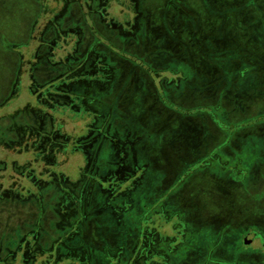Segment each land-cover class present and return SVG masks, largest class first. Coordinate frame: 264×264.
Returning a JSON list of instances; mask_svg holds the SVG:
<instances>
[{
	"label": "rangeland",
	"instance_id": "374dc122",
	"mask_svg": "<svg viewBox=\"0 0 264 264\" xmlns=\"http://www.w3.org/2000/svg\"><path fill=\"white\" fill-rule=\"evenodd\" d=\"M0 161V264H264V0H0Z\"/></svg>",
	"mask_w": 264,
	"mask_h": 264
},
{
	"label": "flooded vegetation",
	"instance_id": "af4514ba",
	"mask_svg": "<svg viewBox=\"0 0 264 264\" xmlns=\"http://www.w3.org/2000/svg\"><path fill=\"white\" fill-rule=\"evenodd\" d=\"M75 2V1H74ZM73 2V3H74ZM68 3H71V2H68ZM70 13H73L72 11L70 12ZM50 26V31L52 32V33H47V31H46V33L49 35V34H56L57 33V27L55 26V25H48V27ZM47 27V30L49 29ZM32 28H34L33 26H32ZM91 47L92 46H90V51L88 50V52H86L84 55H82L83 57H85V55L87 56H89L90 54H91ZM67 95V94H66ZM64 97H66L65 96V94L63 95ZM67 97H68V95H67ZM38 116V115H37ZM38 117H40V116H38ZM38 117H37V120H38V122H41L39 119H38ZM29 118H24V117H20V120H18V122L20 121L21 123L22 122H24V127H26V126H28L29 124H30V119L28 120ZM26 122V123H25ZM18 125V124H17ZM23 127V126H22ZM5 130H8V129H5ZM63 136V135H62ZM64 139H66V138H64ZM2 162L3 161H0V165L2 164ZM3 169V168H2ZM106 172V171H105ZM105 172H103V173H105ZM17 196V194L15 195V197ZM126 215H131L129 212L126 214ZM129 217V216H128ZM125 219H126V217H125ZM127 220H129V219H127ZM130 220H133V222H143V221H145L144 219H141V218H138V219H130ZM181 222H180V224H179V226L178 227H180L181 228V230H180V228L179 229H177L176 230V228H175V224H173V225H168L169 226V228H170V232L172 233V235H170V236H168V235H166V234H164V236H162V239H166V240H168V239H172V237H176V235H177V238L178 239H182V237H183V233L185 232L186 233V231H188L189 230V227H188V225H190V223L189 222H186V221H183V220H180ZM179 222V221H178ZM174 223V222H173ZM141 229H142V227H140V225L138 224V231L139 232H141L142 233V231H141ZM10 230H12V228H10ZM166 231V230H165ZM251 232H254V230L253 231H251ZM251 232H248V233H251ZM256 233H258L262 238H263V234L261 233V232H259V231H255ZM247 233V234H248ZM247 234H245V235H247ZM244 235V236H245ZM257 237L256 239H262L261 237ZM160 238H161V236H160ZM236 248V247H235ZM186 251H188V250H185L184 252H186ZM237 251V250H236ZM168 252H170V251H168ZM237 253H238V251H237ZM153 257L154 258H157V259H155V260H158V261H156L157 263L156 264H166V263H168L169 264V262H165V261H162V258L163 257H158V256H155L156 254L155 253H153ZM161 259V260H160ZM160 260V261H159ZM154 261L152 260V262L151 263H153ZM153 264H155V262L153 263ZM171 264H173L172 262H171ZM185 264V263H184Z\"/></svg>",
	"mask_w": 264,
	"mask_h": 264
},
{
	"label": "water",
	"instance_id": "95a60500",
	"mask_svg": "<svg viewBox=\"0 0 264 264\" xmlns=\"http://www.w3.org/2000/svg\"><path fill=\"white\" fill-rule=\"evenodd\" d=\"M260 235L258 233H256L255 231L254 232H251V233H248L247 235L244 236V240L246 239H256L257 237H259ZM261 237V236H260ZM262 238V237H261ZM261 241L263 242V239H261Z\"/></svg>",
	"mask_w": 264,
	"mask_h": 264
},
{
	"label": "trees",
	"instance_id": "16d2710c",
	"mask_svg": "<svg viewBox=\"0 0 264 264\" xmlns=\"http://www.w3.org/2000/svg\"><path fill=\"white\" fill-rule=\"evenodd\" d=\"M5 38V37H4ZM8 49V51L10 50L9 48H7Z\"/></svg>",
	"mask_w": 264,
	"mask_h": 264
}]
</instances>
